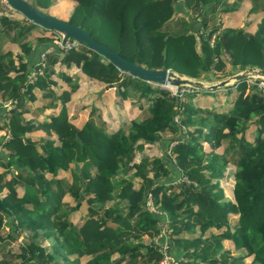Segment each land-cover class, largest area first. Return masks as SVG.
<instances>
[{
  "label": "trees",
  "instance_id": "1",
  "mask_svg": "<svg viewBox=\"0 0 264 264\" xmlns=\"http://www.w3.org/2000/svg\"><path fill=\"white\" fill-rule=\"evenodd\" d=\"M71 1L66 19L146 67L195 77L264 67V0H250L254 31L206 35L205 14L226 0ZM0 7V264H156L161 242L178 264H264L262 86L246 78L194 91L199 105L193 93L179 100L82 42L63 51L36 35L52 29ZM73 68L104 87L72 100ZM74 101L88 111L79 125Z\"/></svg>",
  "mask_w": 264,
  "mask_h": 264
},
{
  "label": "water",
  "instance_id": "2",
  "mask_svg": "<svg viewBox=\"0 0 264 264\" xmlns=\"http://www.w3.org/2000/svg\"><path fill=\"white\" fill-rule=\"evenodd\" d=\"M5 1L34 23L61 32L64 38L72 37L77 39L106 57L119 70L140 77L153 84H159L160 87H179L181 85H187L199 90H214L222 86L235 85L240 80L249 79L250 77L262 79L264 81V67L258 65H246L240 70L231 72L225 77L209 82L170 67L149 68L134 60L126 58L118 50L97 40L90 34L88 29L80 24L73 23L69 19L44 11L28 0ZM109 86L112 87L113 84L110 83ZM34 259L36 260L37 256H35Z\"/></svg>",
  "mask_w": 264,
  "mask_h": 264
},
{
  "label": "rangeland",
  "instance_id": "3",
  "mask_svg": "<svg viewBox=\"0 0 264 264\" xmlns=\"http://www.w3.org/2000/svg\"><path fill=\"white\" fill-rule=\"evenodd\" d=\"M30 1L32 2V4L37 5V7L41 8L42 10L53 13L55 15H59L60 17H63V18H69L70 17V14L72 12L71 9H72V6L74 5L71 0H30ZM226 3H230L233 5H231V7H228L226 5ZM0 5L3 6L4 8L7 6L11 7L5 0H0ZM253 6H254V3L250 0H226L225 3L222 2L221 4H219L216 7L215 11H210V12H207L205 14V16L208 18V25H207V27H205V29L200 28L199 31H200V33H203L202 35H206L208 27L211 28L212 26L219 24V26L221 28L228 26V27H234V28H243L246 31L252 32L255 30L256 25L258 23V20L260 18V14H261V13H256V14L253 13V11H251V8ZM0 8H2V7H0ZM185 9L187 10L186 12L188 15V19H195L196 20L195 17L198 15V13L193 12L192 7H190V6L185 5ZM202 12H204V11H202ZM187 15L185 17H187ZM179 17H177V18H179ZM200 19H201V15H199L197 17V20L200 21ZM196 25H197V23L195 24V26ZM199 27H200V25L198 26L197 30L199 29ZM44 32L45 33H42V31L40 30L38 33H36V35L41 34V35H50L51 36V34H52V32L49 33L50 32L49 30H46ZM215 35H216V33L212 34V36L210 38L211 44H213V39H214ZM197 45H199V37L197 38ZM41 62H42V60H41ZM54 67H55V71H58L60 68H64L66 66H63V63L59 62V63H56L54 65ZM228 67H229V64L227 63L225 66V69H228ZM238 70H240V69H237L235 71H238ZM71 71L75 72L76 75L78 74V79L80 81V86L77 87L75 93L73 94L72 100L79 98L83 93L85 94V92H87L88 89L92 86L98 85V86H101L102 88L104 87V84L101 82L99 83L97 81H86V76L84 74H81V72L77 71V69H75V68L71 69ZM229 74L230 73H225L224 70H219L217 72H211V73L208 72L206 74H202L203 76H200L197 78L204 79V80H207L209 82V81H215L218 78L225 77ZM254 79L255 78L250 77L249 83L252 84L254 82H257L258 85L263 86V84L261 83V81H263L262 79H257V80H254ZM153 85L159 86V84H153ZM108 86H109V84H108ZM109 87H111V86H109ZM224 87H229V86H222V87L216 88V90L222 89ZM162 88H166L169 90V87H162ZM196 90H199V89L194 88L195 92H196ZM205 91H207V90H205ZM36 93H37L38 98H41L40 97L41 92L36 91ZM170 94H171V92H170ZM194 96L195 95L193 92V96L191 97L192 102H193ZM81 97H84V96L82 95ZM223 97H224V95H221V98L223 99V101H225ZM181 99L182 98H180L179 100H181ZM195 102L198 105L202 104L203 99L202 98L199 99V95H198L197 100H195ZM36 103H37V105H41V101L39 99L36 100ZM81 105L82 104H80V103L78 104V101H74L71 103V106H70L69 118L71 121L75 122L77 125H79L82 122V120H84L85 117H87V115H88V111L87 112L84 111V114H79V110L77 108L78 107L80 108ZM207 106H209V104ZM108 111H110V113H113L114 112L113 107L108 106L107 113H108ZM50 112H51L50 110H46V111L44 110L43 114L45 115V113H50ZM178 117L179 116H176V119H178ZM3 131L4 130H0V134ZM7 134H8V132H7ZM252 135H253V133L251 134V136ZM211 145H212V143L207 144L205 148L209 149V147H211ZM160 153H162V151H160ZM136 157H137L136 161H138L139 155H136ZM181 178L182 177H180L179 179H181ZM222 181H223L222 183H223L224 187H226V192L230 193L231 185H230L229 178L227 180L225 179ZM66 198H68V197H66ZM75 218H77V217H75ZM7 227H9V225H7ZM20 238H23V236H20ZM48 241L50 242L51 238H49ZM228 245H229V242H227V246ZM56 256H57V258H59L58 254H56Z\"/></svg>",
  "mask_w": 264,
  "mask_h": 264
},
{
  "label": "built area",
  "instance_id": "4",
  "mask_svg": "<svg viewBox=\"0 0 264 264\" xmlns=\"http://www.w3.org/2000/svg\"><path fill=\"white\" fill-rule=\"evenodd\" d=\"M51 37H52L53 42L56 44V46L62 49L63 51L72 49L73 47L77 46L80 42L77 39L72 38V37L64 38L63 34L56 30L52 31ZM43 55L44 53L41 52V57H43ZM261 83L263 84L262 87L264 88V82L261 81ZM259 86L261 87V85ZM169 90L171 94L178 96L179 99L183 98L188 93L194 92V88L191 86H187V85H181L179 87H173V88L169 86ZM5 106L8 108L11 106V104L8 103ZM9 135H10L9 133L5 134L6 137H8ZM172 144L173 142L171 143V145ZM180 180H182V178ZM145 206L151 211L159 212V210L154 205L151 193H148L146 197ZM161 244H162V249H163V255L158 259L156 264H178L177 258L174 257L172 254L168 253V251H166L167 243L161 242Z\"/></svg>",
  "mask_w": 264,
  "mask_h": 264
},
{
  "label": "bare ground",
  "instance_id": "5",
  "mask_svg": "<svg viewBox=\"0 0 264 264\" xmlns=\"http://www.w3.org/2000/svg\"><path fill=\"white\" fill-rule=\"evenodd\" d=\"M172 88H173V86H172Z\"/></svg>",
  "mask_w": 264,
  "mask_h": 264
}]
</instances>
